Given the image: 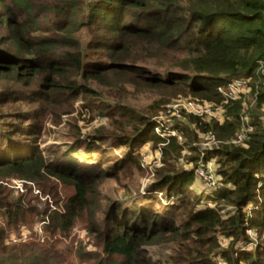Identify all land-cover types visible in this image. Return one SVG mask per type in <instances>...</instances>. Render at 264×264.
<instances>
[{
  "label": "trees",
  "instance_id": "trees-1",
  "mask_svg": "<svg viewBox=\"0 0 264 264\" xmlns=\"http://www.w3.org/2000/svg\"><path fill=\"white\" fill-rule=\"evenodd\" d=\"M122 74L162 103L180 94L223 103L232 121L189 115L200 132L222 141L233 139L244 105L218 88L246 82L255 101L254 131L244 145L228 144L204 157H215L221 188L195 193L194 171L168 169L159 184L175 201L163 205L148 196L128 206L111 204L104 213L99 180L114 176L124 160L105 168L104 156L94 147L82 151L83 145L46 157L31 136L38 115L21 111L23 124L0 123V218L7 221H0V264H216L214 255L224 264H264V0H0V110L8 101L98 96L90 81ZM97 103L107 105L102 98ZM119 110L128 127L114 143L131 148L127 164L139 162L134 152L146 142L160 144L165 158L198 138L179 121H154L126 105ZM178 135L188 142L180 144ZM46 174L73 190L62 209L40 213L49 238L9 244L11 229L39 216L23 196L11 198L1 181L15 177L45 186ZM79 223L96 249L60 245L58 237ZM163 243L179 253L156 262L148 247Z\"/></svg>",
  "mask_w": 264,
  "mask_h": 264
},
{
  "label": "rangeland",
  "instance_id": "rangeland-1",
  "mask_svg": "<svg viewBox=\"0 0 264 264\" xmlns=\"http://www.w3.org/2000/svg\"><path fill=\"white\" fill-rule=\"evenodd\" d=\"M107 76L106 82L97 83L90 81V83L99 90V98L107 101L105 108L98 105V96H89L82 94L72 98H56L54 102L49 101H28L22 103L17 101H8L3 109L0 110V123L2 120L15 119L17 123H24L23 117L20 115L21 111L31 110L38 115V125L33 128L31 136L37 141L39 147L43 150L46 157L55 158L60 157L64 150L71 145H78L83 149L94 147L93 152H98L104 156V167L124 160L122 168L115 171L114 176L109 178H101L99 180V195L98 201L101 202L103 212L105 213L111 204L125 203L124 205H131L139 203L148 196H156L158 200L162 201L163 205L169 201H175L176 196L169 191H166L159 184V176L168 169L178 170L185 169L194 171L197 165L200 164L209 151L224 147L228 144L244 145L245 140L249 134L254 131L252 124L251 110L254 108V99L250 102L251 95L248 90L236 89L237 99L243 100L244 109L240 113V124L231 141H222L215 134L208 132H200L194 123L190 122L188 113H181L180 116H175L168 112L170 105L177 103L179 100L190 99L199 101L192 96L180 94L177 97L171 98L170 102L162 103L161 96L154 94L149 88L144 86H137L129 82L132 78L127 74L119 76ZM111 81V82H109ZM111 83L118 85L111 87ZM203 105L218 108L219 112H213L214 116H218V120L212 117H203L206 121L224 122L232 121L234 117L226 115V108L223 103H214L210 101H199ZM45 106V109L43 108ZM126 105L140 112L148 113L152 116L154 121H165L174 123L176 120L189 127L194 134L198 133L197 140L191 143V146H186L185 149L173 156H166L160 149V144L146 142L134 154L138 155L139 162L136 165L127 164L125 162L127 156L131 152V148L127 146L115 145L119 135L127 129V116L119 115L121 110L119 107ZM175 105V104H174ZM264 111V109H263ZM10 113H14L13 116ZM105 113V114H104ZM226 117V118H225ZM264 118V117H263ZM26 120V119H25ZM156 131V129H155ZM243 135L242 142L237 141V136ZM179 143L188 142L184 135H178ZM197 136V135H196ZM97 141V142H94ZM94 146H91V145ZM191 157H196L197 161H192ZM210 160L217 170V163L215 157ZM45 186H39L36 181L11 178L1 181L6 185L11 198L23 196L25 200H29L27 207L33 211L38 209V216L40 213H48L56 209H62V205L73 190L61 183L60 181L45 175ZM192 190L195 193H210L212 189L206 185L204 179L198 177L196 183L192 185ZM171 193V194H170ZM170 195V196H169ZM163 205L161 207H163ZM208 205H211L208 203ZM43 216L38 218H30L29 224H22L17 229H11L7 239L9 244L26 243L29 241L44 240L49 236L43 231V226L46 221L42 220ZM34 220V222H31ZM0 221L7 223V221L0 218ZM48 222V221H47ZM253 235L254 243H256V234L254 230L250 231ZM62 246L74 245V247L83 246L88 250H94L92 236L84 228L82 223H79L71 232L69 236H59ZM225 244V241H221ZM172 243L149 246L148 249L153 256L154 261L165 262L170 255L175 253L173 251ZM216 264H224L222 258H215Z\"/></svg>",
  "mask_w": 264,
  "mask_h": 264
},
{
  "label": "built area",
  "instance_id": "built-area-1",
  "mask_svg": "<svg viewBox=\"0 0 264 264\" xmlns=\"http://www.w3.org/2000/svg\"><path fill=\"white\" fill-rule=\"evenodd\" d=\"M248 90L246 82L244 81H236L234 83L229 84L227 87H219L218 91L222 93V95L237 99L236 89L240 92V89ZM227 101V100H226ZM175 104V105H174ZM170 105L168 108V112L172 113L175 116H180L181 113H188L192 115L203 117H212V119L218 120V116H214L213 112H219L218 108L209 107L208 105H203L199 101H194L190 99L179 100L177 103ZM156 130L161 132V126L157 127ZM175 133V132H174ZM243 135L239 134L237 136V141L242 142ZM195 173L198 177L205 180L206 185H208L211 189H219L221 188V183L219 182L216 173L215 166L211 160L202 161L199 166L195 169Z\"/></svg>",
  "mask_w": 264,
  "mask_h": 264
}]
</instances>
